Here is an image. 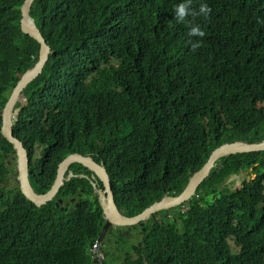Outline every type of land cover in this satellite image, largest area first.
I'll return each instance as SVG.
<instances>
[{
	"label": "trees",
	"instance_id": "1",
	"mask_svg": "<svg viewBox=\"0 0 264 264\" xmlns=\"http://www.w3.org/2000/svg\"><path fill=\"white\" fill-rule=\"evenodd\" d=\"M24 2L0 0V264H97L90 250L104 217L93 173L73 165L75 177L41 208L19 183L7 187L2 146L16 151L1 115L40 54L21 30ZM181 2L34 1L31 17L51 53L24 91L28 103L15 107L13 131L37 194L51 189L66 157L90 155L106 168L121 213L134 217L180 195L221 145L264 141V0H193L192 8L212 10L196 19L206 33L192 38L201 41L196 51L190 25L175 20ZM251 167V182L220 189ZM201 189L206 198L192 199L178 219L186 235L172 222L155 224L126 264H264V152L221 158ZM69 197L74 213L56 207ZM125 239L121 231L109 237L107 255L122 252Z\"/></svg>",
	"mask_w": 264,
	"mask_h": 264
},
{
	"label": "water",
	"instance_id": "2",
	"mask_svg": "<svg viewBox=\"0 0 264 264\" xmlns=\"http://www.w3.org/2000/svg\"><path fill=\"white\" fill-rule=\"evenodd\" d=\"M35 0H25L24 4L21 7V30L24 34L29 35L35 41L40 44V54L39 60L36 65L29 71H27L18 82L16 88L11 94L9 101L7 102L5 108L2 111V127L1 134L10 144L13 145V148L16 150L18 157V171L19 176L18 180L20 183V188L22 194L26 197L27 200L34 203L37 207H42L43 205L51 202L56 195L58 194L60 188L65 184L66 181L71 180L74 175L70 171V167L74 164H80L85 167L87 170L93 172L100 182H102L104 191L99 190V200L102 203L104 210V215H108L110 212L115 220H107L104 225L101 237L98 240V253L100 254V245L102 239L108 229L116 222L119 226L129 227L139 223H143L149 217H155V213L170 208L186 205L195 195L198 188L203 184V182L210 176L212 170L215 168L216 163L221 158L228 155L235 154H245L253 152H264V142L262 143H246V142H235L224 144L217 149H215L211 156L209 157L207 163L204 167L195 173L190 179L186 190L179 197H169L165 198L162 201L153 204L151 207L147 208L141 214L129 218L122 216L114 203V194L111 186V182L108 176V173L104 167L97 164L92 158L85 157L80 154H71L69 155L58 168V174L54 185L51 190L46 194L38 195L31 186L29 180V159L26 149L24 148L23 143L14 136V122L17 118V112L15 107L18 103L27 104L29 101V96L24 94L25 89L30 83H32L40 74H42L43 69L48 62L49 55L51 53V48L47 44L45 38L41 34L40 30L37 28L34 19L31 17V7ZM4 151L7 155L9 150L4 148ZM7 158V156H5ZM83 177V175H81ZM246 180V179H245ZM104 193L108 197L105 198ZM71 213L74 212L73 209L70 210ZM99 264H103V258H99Z\"/></svg>",
	"mask_w": 264,
	"mask_h": 264
},
{
	"label": "clouds",
	"instance_id": "3",
	"mask_svg": "<svg viewBox=\"0 0 264 264\" xmlns=\"http://www.w3.org/2000/svg\"><path fill=\"white\" fill-rule=\"evenodd\" d=\"M198 2H200V0H196V4L198 3ZM34 3V2H33ZM192 3H193V0H182V2L181 3H179V4H177L176 6H175V8H174V14H175V20L178 22V23H187V24H189L190 25V27H189V30L187 31V36L189 37V41H188V43L191 45V49H192V51H196V50H198L200 47H201V41H200V39H192V38H203V37H205V35H206V33H205V31H203L202 30V27H201V25L200 24H198V23H196V19L198 18V17H204L205 18V20H207V19H209V17H210V14H211V8L209 7V5L207 4V3H200V5H199V8L198 9H194V8H192ZM195 4V5H196ZM189 17H191V19H189ZM235 142H246V141H235ZM235 142H233V143H235ZM262 142H264V141H260V142H256L255 144H258V143H262ZM246 143H250V142H246ZM226 144H229V143H226ZM250 144H252V143H250ZM224 145V144H223ZM222 146V145H221ZM4 148H6L5 146H2V149L4 150ZM25 148V147H24ZM9 150V149H8ZM16 151V150H15ZM5 152V151H4ZM10 152H8L7 154H9ZM253 153H260V152H253ZM11 154V153H10ZM17 154V153H16ZM76 154H78V153H76ZM245 154H247V153H245ZM81 155V154H80ZM235 155H237V154H235ZM5 156H7L6 155V153H5ZM4 156V157H5ZM85 157H88V158H92L90 155H88V156H85ZM67 158V157H66ZM65 158V159H66ZM5 159H7V158H5ZM17 159H18V157H17ZM92 160L94 161V159L92 158ZM9 161L7 162V166L9 165ZM97 163V162H96ZM61 164V163H60ZM59 164V165H60ZM98 164V163H97ZM75 165V164H74ZM99 165H101V164H99ZM17 166H18V164H17ZM102 167H104V165H101ZM72 167V166H71ZM70 167V168H71ZM204 167V166H203ZM202 167V168H203ZM59 168V167H58ZM85 168V167H84ZM105 168V167H104ZM201 168V169H202ZM215 168H216V166H215ZM214 168V169H215ZM252 168V167H251ZM106 169V168H105ZM200 169V170H201ZM213 169V170H214ZM250 169V168H249ZM248 169V170H249ZM199 170V171H200ZM212 170V171H213ZM71 171V170H70ZM89 171V170H88ZM107 171V170H106ZM19 172V171H18ZM91 172V171H90ZM243 172H246V171H243ZM73 173V172H72ZM91 173H93V172H91ZM197 173V172H196ZM242 173V172H241ZM240 173V174H241ZM57 174H58V172H57ZM240 174H236V175H232L228 180H231V178L232 177H234V176H236V178H238L239 176H240ZM7 175V174H6ZM74 175V174H73ZM211 175V174H210ZM19 176V175H18ZM193 176V175H192ZM7 177H8V175H7ZM29 177H30V173H29ZM74 177H75V175H74ZM73 177V178H74ZM80 177H81V175H80ZM86 176H84L83 175V177H81V178H85ZM210 177V176H209ZM208 177V178H209ZM57 178V177H56ZM72 178V179H73ZM192 178V177H191ZM190 178V179H191ZM207 178V179H208ZM256 178V175L254 174V177H251V178H249V179H247V180H245L244 178H243V180H242V183H244V182H251L253 179H255ZM8 179H9V177H8ZM206 179V180H207ZM17 181V183H16V186H17V184L19 183V180H18V178L16 179ZM30 180V179H29ZM205 180V181H206ZM56 181V180H55ZM68 181H70V180H68ZM190 181V180H189ZM204 181V182H205ZM67 182V181H66ZM65 182V183H66ZM111 182V181H110ZM203 182V183H204ZM225 182H227V181H225ZM225 182H223L220 186H223V188L224 187H230L231 186V183L230 184H226ZM31 183V182H30ZM55 183V182H54ZM91 183H92V185H93V187H94V190H95V192L97 193V195H98V200H99V194H98V191L99 190H101L100 189V186H99V184H101L102 182H100V180L98 179V177L93 173V176L91 177ZM19 185H20V183H19ZM54 185V184H53ZM15 186V187H16ZM32 186V185H31ZM64 186V185H63ZM62 186V187H63ZM102 186H103V184H102ZM111 186H112V184H111ZM219 186V187H220ZM61 187V188H62ZM201 187H203V184L198 188V190L196 191V193H195V195L194 196H192L190 199L192 200V199H195L196 201H201L202 200V198H206V195H205V193H203L204 192V190L203 191H201L202 189H201ZM241 187H243V184H242V186ZM52 188V187H51ZM60 188V189H61ZM104 188V187H103ZM187 188V187H186ZM186 188H185V190H186ZM221 189V188H220ZM231 189V188H230ZM20 190H21V188H20ZM51 190V189H50ZM49 190V191H50ZM112 190H113V187H112ZM184 190V191H185ZM235 190H239V189H235ZM48 191V192H49ZM60 191V190H59ZM102 191H103V189H102ZM183 191V192H184ZM183 192L181 193V194H183ZM59 193V192H58ZM46 194V193H45ZM113 194H114V191H113ZM180 194V195H181ZM39 195V194H38ZM41 195V194H40ZM104 195H105V193H104ZM180 195H178V196H170V195H168V196H166V197H164L163 199H165V198H169V197H179ZM200 195H202V197L200 196ZM56 197H57V195H56ZM56 197L54 198V199H56ZM75 198V197H74ZM53 199V200H54ZM162 199V200H163ZM52 200V201H53ZM161 200V201H162ZM190 200V201H191ZM189 201V202H190ZM99 202H100V200H99ZM114 202H115V194H114ZM160 202V201H159ZM189 202L187 203V206H188V208H189V210H190V207H189ZM56 203H58V201L56 202ZM116 203V202H115ZM156 203H158V202H156ZM34 204V203H33ZM48 204V203H47ZM47 204H45V205H47ZM74 204V203H73ZM155 204V203H154ZM45 205H43V206H45ZM100 205H101V207H102V203L100 202ZM42 206V207H43ZM61 206V205H60ZM59 206V204H57V206L56 207H60ZM76 206H78L77 204H76ZM151 207V206H150ZM181 207V206H180ZM39 208H41V207H39ZM63 206H61V210L62 211H64L63 209ZM172 208H175V206L174 207H170V208H167V209H164V210H161V211H159V212H157V213H155V217H149L146 221H144L143 223H139V224H136V225H132V226H129V227H133L131 230H140V225H143L145 222H147L146 224H145V227H146V232L145 233H142V235H143V238H144V242H140L138 245H137V249L138 248H143L144 247V243H145V234L147 233V229L149 230V231H153V226L155 225V224H160V225H164V224H166L168 227H170L171 226V222L173 223V224H175L174 223V221L173 220H168L167 222H163V223H160L159 222V220L161 219V215H162V213H164V212H166V210H170V209H172ZM72 208L71 207H69L68 206V210H69V212H70V210H71ZM74 210V209H73ZM102 210H103V207H102ZM145 211V210H144ZM71 213V212H70ZM74 213V212H73ZM105 215H104V210H103V217H104ZM135 217V216H134ZM129 218H132V217H129ZM175 218H177V219H179L177 216H175ZM178 222H179V220H178ZM180 223V222H179ZM106 224V222H105V220H104V223L102 224V229H103V227H104V225ZM152 224V226L150 227V225ZM168 224H170V225H168ZM110 228H113L112 226L110 227ZM109 228V229H110ZM149 228H152V230H150ZM109 229H108V231H109ZM130 229V228H129ZM101 232H102V230H101ZM179 233V232H178ZM180 234L182 235V236H185V235H183L181 232H180ZM105 236V235H104ZM100 237H101V235H100ZM99 237V238H100ZM103 239H104V237H103ZM103 239H102V241H103ZM99 240V239H98ZM98 240L96 241V243L93 245V247L91 248V250H90V252H91V255H92V259H93V261H98V263L97 264H99V258L100 257H102L103 258V253H102V249H101V245H102V243H101V245H100V254L98 253V248H99V245H98ZM230 241H233V240H230ZM236 245V244H235ZM96 247V252L95 253H93V251H94V248ZM237 247V246H236ZM233 251V250H232ZM234 251H236V250H234ZM158 260L159 261H162L163 260V257H162V255L160 254L159 255V257H158ZM147 264H148V262H147Z\"/></svg>",
	"mask_w": 264,
	"mask_h": 264
},
{
	"label": "flooded vegetation",
	"instance_id": "4",
	"mask_svg": "<svg viewBox=\"0 0 264 264\" xmlns=\"http://www.w3.org/2000/svg\"><path fill=\"white\" fill-rule=\"evenodd\" d=\"M244 179H249L248 177H244ZM100 186V189L104 191V188L102 186V183L99 184ZM105 198L108 197L107 194L104 195ZM73 203L76 204V199L74 197H69L65 200L63 199H58V203H56V206L57 204H59V206H63V210L66 211L68 209V206L71 207L72 209H74L73 207ZM115 203V202H114ZM115 206L117 207L119 213L124 216L118 205L115 203ZM75 211V209H74ZM189 213V208L186 205H183V206H177L175 208H172L170 210H166V212L162 213V215L160 216L161 219L159 220L160 223H163V222H167L168 220H173L174 221V229L176 232H181L183 235H186V232L184 231V228L183 226L178 222V219L175 218V216H177L178 218H181V217H185L187 214ZM126 217V216H125ZM104 220L105 222L107 220H115L114 219V216L108 212V215L104 216ZM147 222H145L143 225H140V230H131L133 227H125V226H119L116 224V222H114L112 224V227L113 228H110L109 231H107L105 233V236H104V239L102 241V245H101V249L104 251V254H103V264H126L127 263V258L125 257L126 255H130V251L129 250H134V251H137V245L140 243V242H144V238H143V235L142 233H145L146 232V227H145V224ZM170 225V224H168ZM130 228V229H129ZM150 230H152V228H149ZM121 231V234L128 239V244L127 246H125V249H122V252H116L114 249L112 251V254L111 256H108L107 253L109 251V248H111V246L108 245V240H109V237L115 235V234H118L120 231ZM117 239H120V236L117 237ZM126 240V239H125ZM117 243V242H115ZM129 249V250H128ZM141 264H147V262H141Z\"/></svg>",
	"mask_w": 264,
	"mask_h": 264
},
{
	"label": "rangeland",
	"instance_id": "5",
	"mask_svg": "<svg viewBox=\"0 0 264 264\" xmlns=\"http://www.w3.org/2000/svg\"><path fill=\"white\" fill-rule=\"evenodd\" d=\"M263 102H264V99H263ZM262 105L264 107V103ZM35 156L39 157V151H37ZM6 160L10 162L9 165L5 169V172H6V174L9 177V181L7 182V187H15L16 183H17L16 179L18 178V175H19L18 166H17V164H18L17 154H10V153L7 154V159ZM244 177H248V178L254 177V168H250L248 171L242 172L238 178H236V176L232 177L231 180H227V182H225V183L226 184H230L231 183L230 188L232 190L240 189V188H242L241 187L242 184H243L242 180H243ZM220 188L222 189L223 186H220ZM203 190L204 189H202L201 191H203ZM127 244H128V239L126 238V240L123 243V248L124 249H125V246H127ZM230 245H231L233 251L237 249L234 241H230ZM134 252L135 251L131 249V254H130L131 261H129V262H133V260L135 258V253Z\"/></svg>",
	"mask_w": 264,
	"mask_h": 264
},
{
	"label": "built area",
	"instance_id": "6",
	"mask_svg": "<svg viewBox=\"0 0 264 264\" xmlns=\"http://www.w3.org/2000/svg\"><path fill=\"white\" fill-rule=\"evenodd\" d=\"M96 252V247L94 248V251H93V253H95Z\"/></svg>",
	"mask_w": 264,
	"mask_h": 264
}]
</instances>
